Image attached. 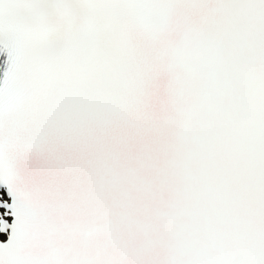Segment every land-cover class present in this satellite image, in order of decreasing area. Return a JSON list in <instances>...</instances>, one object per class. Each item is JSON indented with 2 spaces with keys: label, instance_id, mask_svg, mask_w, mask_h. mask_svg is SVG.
I'll return each mask as SVG.
<instances>
[{
  "label": "snow or ice",
  "instance_id": "6c2138e0",
  "mask_svg": "<svg viewBox=\"0 0 264 264\" xmlns=\"http://www.w3.org/2000/svg\"><path fill=\"white\" fill-rule=\"evenodd\" d=\"M0 264H264V0H0Z\"/></svg>",
  "mask_w": 264,
  "mask_h": 264
}]
</instances>
